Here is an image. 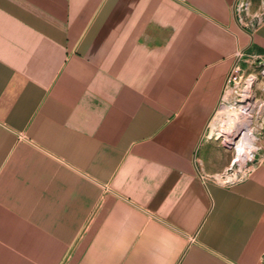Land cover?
I'll use <instances>...</instances> for the list:
<instances>
[{
    "label": "crops",
    "instance_id": "crops-1",
    "mask_svg": "<svg viewBox=\"0 0 264 264\" xmlns=\"http://www.w3.org/2000/svg\"><path fill=\"white\" fill-rule=\"evenodd\" d=\"M241 1L0 0V264H264V159L201 168Z\"/></svg>",
    "mask_w": 264,
    "mask_h": 264
},
{
    "label": "rangeland",
    "instance_id": "rangeland-1",
    "mask_svg": "<svg viewBox=\"0 0 264 264\" xmlns=\"http://www.w3.org/2000/svg\"><path fill=\"white\" fill-rule=\"evenodd\" d=\"M248 15L249 17H244L248 26L251 28L256 27L259 23L261 14L254 13ZM263 73L264 55L246 50L235 65L227 81L220 104L209 122L205 138L208 152L205 155V162L202 161L201 163V168L206 174L220 182L223 181L217 177V174L224 173L227 168L230 167L236 154V147L230 146L228 138L229 132L225 129L226 122L228 121L227 115L231 110L235 111L237 109L236 104L241 103V92L246 86H249L251 90L250 94H252L255 103L258 104L253 126L255 127V134L260 140V146L255 151L254 159L257 156V162H262L264 159V114L262 112L258 114L261 105L264 104ZM229 92H233V97H229ZM228 97L230 99H227ZM245 168L246 167H243V169Z\"/></svg>",
    "mask_w": 264,
    "mask_h": 264
},
{
    "label": "bare ground",
    "instance_id": "bare-ground-1",
    "mask_svg": "<svg viewBox=\"0 0 264 264\" xmlns=\"http://www.w3.org/2000/svg\"><path fill=\"white\" fill-rule=\"evenodd\" d=\"M250 93L251 90L249 86H246L241 92V103L236 104L237 109L235 111H229L230 113L227 115L228 121L226 122L225 129L229 132L228 138L230 146L236 147V154L233 161L238 163V168L231 174H227V170L229 168L224 173L218 174L217 177L220 179H223L222 177L225 175L233 177V174L237 172H241L243 174V167H246L247 162L254 160L255 151L260 146V140L256 136L255 127L253 126V120L256 117L255 114L258 104L255 103V100ZM229 97H233V92H229ZM229 97L227 99H230ZM261 112L264 114V104L261 105L258 114ZM255 164L256 163L252 164V167H254Z\"/></svg>",
    "mask_w": 264,
    "mask_h": 264
},
{
    "label": "built area",
    "instance_id": "built-area-1",
    "mask_svg": "<svg viewBox=\"0 0 264 264\" xmlns=\"http://www.w3.org/2000/svg\"><path fill=\"white\" fill-rule=\"evenodd\" d=\"M247 6H248V3L247 2H244V0L241 1L239 3V5L237 6V8H236L237 14L242 15L243 13H245L246 12V9H247ZM243 53H244V51L243 52H240L238 54V61L243 56ZM252 169H253L252 166L249 167V168H245L243 170V174L241 172H237V173L233 174L234 175L233 177H228V176L225 175V176L222 177L223 178L222 181L225 184H232V183H234L236 181H239V180L245 178L247 175L250 174V172L252 171Z\"/></svg>",
    "mask_w": 264,
    "mask_h": 264
},
{
    "label": "water",
    "instance_id": "water-1",
    "mask_svg": "<svg viewBox=\"0 0 264 264\" xmlns=\"http://www.w3.org/2000/svg\"><path fill=\"white\" fill-rule=\"evenodd\" d=\"M257 161H258V156L253 160V161H249V162H247V165H246V167H251L252 166V164H254V163H257ZM235 161H233V164H231V166L229 167V169L227 170V174H231V173H233L235 170H237V168H238V163H236ZM232 166H234V167H232Z\"/></svg>",
    "mask_w": 264,
    "mask_h": 264
}]
</instances>
